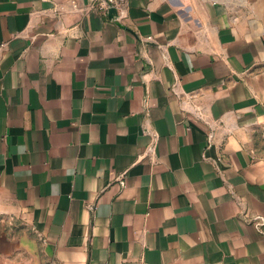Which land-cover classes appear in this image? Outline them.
Wrapping results in <instances>:
<instances>
[{"label": "crops", "instance_id": "1", "mask_svg": "<svg viewBox=\"0 0 264 264\" xmlns=\"http://www.w3.org/2000/svg\"><path fill=\"white\" fill-rule=\"evenodd\" d=\"M0 0V264H264V0Z\"/></svg>", "mask_w": 264, "mask_h": 264}, {"label": "built area", "instance_id": "2", "mask_svg": "<svg viewBox=\"0 0 264 264\" xmlns=\"http://www.w3.org/2000/svg\"><path fill=\"white\" fill-rule=\"evenodd\" d=\"M105 12H109L111 9L117 10V16L121 17L124 15V7L128 0H100Z\"/></svg>", "mask_w": 264, "mask_h": 264}, {"label": "rangeland", "instance_id": "3", "mask_svg": "<svg viewBox=\"0 0 264 264\" xmlns=\"http://www.w3.org/2000/svg\"><path fill=\"white\" fill-rule=\"evenodd\" d=\"M254 150L257 156L264 158V141H254Z\"/></svg>", "mask_w": 264, "mask_h": 264}, {"label": "water", "instance_id": "4", "mask_svg": "<svg viewBox=\"0 0 264 264\" xmlns=\"http://www.w3.org/2000/svg\"><path fill=\"white\" fill-rule=\"evenodd\" d=\"M109 14H110V17H111V18H114V17L117 16V10H116V9H111V10L109 11Z\"/></svg>", "mask_w": 264, "mask_h": 264}]
</instances>
